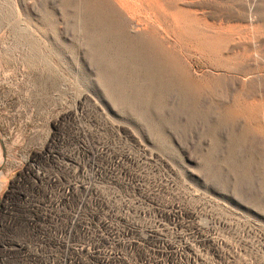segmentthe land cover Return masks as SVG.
<instances>
[{"label": "rangeland", "instance_id": "374dc122", "mask_svg": "<svg viewBox=\"0 0 264 264\" xmlns=\"http://www.w3.org/2000/svg\"><path fill=\"white\" fill-rule=\"evenodd\" d=\"M163 59L97 0H0V201L40 214L0 264H264V143L171 118Z\"/></svg>", "mask_w": 264, "mask_h": 264}, {"label": "bare ground", "instance_id": "6f19581e", "mask_svg": "<svg viewBox=\"0 0 264 264\" xmlns=\"http://www.w3.org/2000/svg\"><path fill=\"white\" fill-rule=\"evenodd\" d=\"M97 1L117 18L120 29L134 38L149 39L155 57L162 55L166 61L174 82L167 97L171 118L189 124L197 134L206 124L217 125L220 135L227 139L245 132L250 124L252 138L264 143L263 0ZM163 23L173 26L176 40L162 34ZM194 56L208 59L207 71L197 73ZM176 82L186 92L192 122L180 112ZM181 150L186 153L184 146Z\"/></svg>", "mask_w": 264, "mask_h": 264}, {"label": "built area", "instance_id": "2783aa9c", "mask_svg": "<svg viewBox=\"0 0 264 264\" xmlns=\"http://www.w3.org/2000/svg\"><path fill=\"white\" fill-rule=\"evenodd\" d=\"M17 191H13L0 201V262L5 260L7 254H11L14 250L11 246L13 239H15L21 232L25 230L26 224L31 222L34 225L39 218V209L35 205L32 208L26 207L25 210L33 216V219L27 220L25 210L18 202ZM5 201V202H4ZM39 220V219H38ZM17 235V236H16ZM19 248V247H18ZM20 249H23L22 247ZM2 260V261H1Z\"/></svg>", "mask_w": 264, "mask_h": 264}, {"label": "water", "instance_id": "95a60500", "mask_svg": "<svg viewBox=\"0 0 264 264\" xmlns=\"http://www.w3.org/2000/svg\"><path fill=\"white\" fill-rule=\"evenodd\" d=\"M0 144H1V146H2V148H3V151L5 150V148H4V144L2 143V141L0 140Z\"/></svg>", "mask_w": 264, "mask_h": 264}]
</instances>
